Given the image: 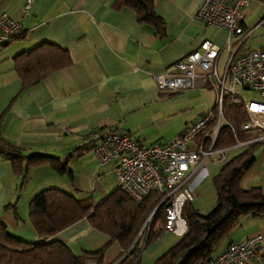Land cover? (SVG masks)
Segmentation results:
<instances>
[{
    "label": "crops",
    "instance_id": "crops-1",
    "mask_svg": "<svg viewBox=\"0 0 264 264\" xmlns=\"http://www.w3.org/2000/svg\"><path fill=\"white\" fill-rule=\"evenodd\" d=\"M113 1L0 0V13L6 12L18 20L25 31V37L0 45V114L8 106L1 122L2 135L21 146L24 153L67 157L72 172L71 179L51 165H36L29 169L21 186V176L0 155V218L16 234L36 237L28 220V203L46 187H58L79 197L91 195L96 203L117 185L116 161L102 163L93 151L103 128L127 131L143 144L165 143L214 105L216 91L210 85L174 91L158 89L156 74L171 72L173 62L204 39L221 47L217 62L220 72L231 54L264 44L261 37L254 46L245 45L264 21L249 25L251 20L247 21L244 9L243 23L250 33L240 36L198 19L195 12L202 0H154L165 21V32L159 35L151 25L138 22L133 10L116 7ZM41 41L67 48L71 63L13 98L20 88L13 56ZM200 70L197 66V71ZM80 146L81 151H73ZM233 149L224 160L218 155L211 156L204 169H197L182 189L211 177L232 156L229 153ZM241 185L264 188V143L255 146ZM205 187L202 184L197 191L212 188ZM11 202H16L18 219L11 208L5 207ZM175 228L184 231L181 216ZM255 233L262 235L264 243V215H244L229 231L220 250L230 241L244 240ZM57 236L76 253L100 248L108 240L105 233L93 228L85 218ZM145 250V256L153 258L161 247L147 245ZM121 254L119 242H110L104 250L103 264H117ZM143 255L144 252L140 253V260Z\"/></svg>",
    "mask_w": 264,
    "mask_h": 264
},
{
    "label": "trees",
    "instance_id": "trees-1",
    "mask_svg": "<svg viewBox=\"0 0 264 264\" xmlns=\"http://www.w3.org/2000/svg\"><path fill=\"white\" fill-rule=\"evenodd\" d=\"M113 5L133 10L138 22L151 25L159 35L164 34L165 21L157 12L154 0H114ZM23 37L24 30L5 43ZM13 63L20 78L15 98L46 75L69 65L71 57L67 48L41 41L16 53ZM7 108L0 114V155L10 162L14 173L21 176V186L29 169L41 164L51 165L58 173L72 179L67 157L44 152L24 153L21 146L2 135L1 122ZM211 110H216L215 104ZM223 114L233 129L228 124L222 125L215 143L217 147L233 144L235 137H248L250 133L240 129L241 123L248 119L243 105L233 103L225 96ZM257 143L242 147L212 175L216 202L210 210L200 211L189 198L182 201L179 215L184 219L185 229L175 243L155 257L153 264H204L219 252L229 231L242 216L264 215V188L241 185ZM81 149L82 146L75 147L73 151ZM162 198L163 193L154 190L143 200L136 201L116 185L106 197L94 203L91 195L79 197L58 187H46L35 193L28 203V220L36 237L12 232L0 218V264H103L104 250L112 241H118L122 247L117 264H141V250L163 230L165 203L161 202ZM5 207L11 208L15 218H19L16 202ZM150 214V220L146 222ZM82 218L105 233L108 240L100 248L76 253L57 233ZM157 224L160 226L155 230Z\"/></svg>",
    "mask_w": 264,
    "mask_h": 264
},
{
    "label": "built area",
    "instance_id": "built-area-1",
    "mask_svg": "<svg viewBox=\"0 0 264 264\" xmlns=\"http://www.w3.org/2000/svg\"><path fill=\"white\" fill-rule=\"evenodd\" d=\"M250 0H202L195 16L206 24L227 28L230 34L247 36L250 29L243 23V8ZM28 2L24 9H27ZM22 25L6 12L0 13V45L18 35ZM219 44L202 40L173 62L171 72L154 76L158 89L180 90L186 87L208 84L216 91V110L209 108L180 134L169 142L143 144L127 131L103 128L93 151L102 163L115 160V173L119 185L130 197L141 201L151 191L163 193L164 230H173L180 216L182 201L190 188H183L186 180L197 169H204L211 156L227 158L232 148L249 143H264V99L243 100L235 92V84L259 91L264 98V44L240 54H231L220 72L217 70ZM197 66L201 70L197 71ZM225 96L243 105L248 119L240 129L250 134L246 138L235 137V142L224 147L215 145L223 124L229 123L223 114ZM183 191V192H182ZM151 214L147 217L149 221ZM142 237L141 232H139ZM204 264H264V243L260 233L244 240L231 241Z\"/></svg>",
    "mask_w": 264,
    "mask_h": 264
},
{
    "label": "rangeland",
    "instance_id": "rangeland-1",
    "mask_svg": "<svg viewBox=\"0 0 264 264\" xmlns=\"http://www.w3.org/2000/svg\"><path fill=\"white\" fill-rule=\"evenodd\" d=\"M246 12V19L247 21L251 20L249 25L254 24L257 20H260L259 22L262 23L264 21V18L262 19L261 16L264 14V0H251L250 4L247 5L246 7L243 8ZM260 25V24H259ZM264 40V23H262L259 28L254 32L250 37L246 39L245 45H255L257 44V39L261 38ZM235 92L240 98L243 100H248V99H256V100H261L264 99L261 97L260 93L256 89L252 88H243L242 85L236 83L235 84ZM242 146L236 147L235 149L231 150L229 153L230 155L235 154L238 152ZM207 177V178H206ZM205 179L200 183L199 185H194V187L190 188L189 194H186L189 199H191L192 203L196 208H198L200 211L205 212L210 210L215 202H216V191L213 186L212 182V176H206ZM205 185L207 187H211L208 191L207 190H202V191H197V189L201 188V185ZM205 187V189L207 188ZM204 189V188H203ZM148 222V221H146ZM145 224V223H144ZM160 225L157 224L155 226V230ZM142 232V230H141ZM181 232L178 229H173V230H162L159 235L154 236L150 242L149 246L153 245H159L161 247V250H159L156 254H160L163 252L165 249H167L170 245L175 243L177 239L179 238ZM142 235V233H141ZM74 249H77L76 246L73 245ZM145 248V247H144ZM144 248L141 250V253L144 252V255L141 257V264H153V261L156 256L153 258H150L149 256H145L146 250L144 251ZM147 258H150V260H146Z\"/></svg>",
    "mask_w": 264,
    "mask_h": 264
}]
</instances>
